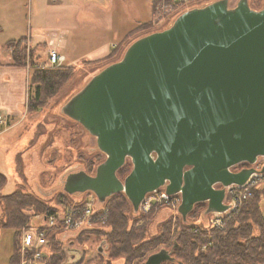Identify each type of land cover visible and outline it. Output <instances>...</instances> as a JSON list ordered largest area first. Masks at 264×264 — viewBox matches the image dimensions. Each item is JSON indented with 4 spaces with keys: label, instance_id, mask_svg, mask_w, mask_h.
I'll use <instances>...</instances> for the list:
<instances>
[{
    "label": "water",
    "instance_id": "water-1",
    "mask_svg": "<svg viewBox=\"0 0 264 264\" xmlns=\"http://www.w3.org/2000/svg\"><path fill=\"white\" fill-rule=\"evenodd\" d=\"M61 112L105 155L93 174L67 172L64 192L90 191L100 202L123 192L137 211L162 187L180 194L182 219L197 202L207 214L226 211L225 188L256 171L231 167L264 156V7L211 0L181 11L92 74ZM126 159L132 167L121 179ZM171 259L162 248L146 264Z\"/></svg>",
    "mask_w": 264,
    "mask_h": 264
},
{
    "label": "rangeland",
    "instance_id": "rangeland-1",
    "mask_svg": "<svg viewBox=\"0 0 264 264\" xmlns=\"http://www.w3.org/2000/svg\"><path fill=\"white\" fill-rule=\"evenodd\" d=\"M97 1L99 2V0ZM236 1L229 0V5H234ZM250 1L248 0L249 4ZM193 2L192 0L186 4H177L176 6V4L167 0L170 10L164 13L160 12L157 14V17H153L151 28L159 30L168 26L181 11L190 8ZM251 2L256 7H264V0H260L259 4ZM112 3L114 9L111 11V15H113L111 31H104L101 34L97 33L94 37H88L83 43L75 46L72 44V40L85 34L81 33L83 30L76 21L79 0H0V62H6V59H9L8 51L4 46L5 43L10 39H18L20 37H27V48H32L34 51L39 52V57L36 61L38 65L44 67H51L46 62L47 53L51 48H57L58 50L61 48L62 52L66 55L62 65L79 66L82 60L100 58L114 49L115 55L112 59L117 55L120 58L125 48L133 40L129 44H121L122 46H118V43L129 30L138 25V21L148 20L150 15L148 12L149 0H112ZM122 4L126 7V11H122ZM57 37H59V40H63L62 43L65 39L67 45L64 42L62 46H51L55 43L54 41H56ZM43 41L47 45L34 46L36 43ZM104 43H113V46H108V44L104 46ZM22 67L27 70L26 79L28 81V64ZM101 68L99 64H85L57 94L48 100L45 107L35 112H28L26 109L28 82L26 83V98L23 110L25 112V124L29 126V131L25 136L29 137L33 135V138L29 146H27L29 139L20 145L22 143L19 144L20 138H18L20 128H14L0 136V146H8L10 144L8 148L12 149L13 147L10 146L15 143V150L21 149L22 146L25 148L22 158V175L16 172V169L13 167V161L10 165L11 171L9 172L3 154L0 153V157L2 158L0 171L6 175V182L0 188V223L4 220L2 197L14 189L31 192L41 200L46 201L48 205L56 206L57 211L54 213L59 212V215L62 214L63 208L70 205V201L90 202L97 208L103 203H98L99 201H96L97 198L94 197L95 195L92 192L66 196L63 195L62 189V182L67 172L83 169L93 174L97 166L95 165L96 163H92L95 160V156H101V161L105 159L104 153L96 148L94 136L90 135L78 122L61 112V106L64 102L81 88L92 74ZM259 159V161L264 163V158L259 157ZM125 162H130V160L126 159ZM118 177L123 179L125 176ZM261 182V186L264 187V177L261 179ZM163 191L164 188L161 187L154 193L148 194V197H152L149 200L151 203L148 210L138 209L134 211L138 212L141 210L148 212L152 206H156L152 210L151 221L148 225L146 236L156 232L159 229L160 222L172 218V222L174 223L178 217H181L177 211L180 199L179 201L172 200L173 198L158 200ZM177 195L180 198V195ZM260 206L264 213V198L261 200ZM240 208L228 218L227 222L238 213ZM205 209L201 211L196 221L207 224L209 223L210 213L207 214ZM24 211L30 217L27 223L28 226L43 222V213L37 214L29 207L25 208ZM58 232L60 233L56 237L62 242L65 250L66 258L64 264H76L80 261H82V264L86 261L95 262L98 258V253H104V249L106 248L105 240L90 237L79 244L74 241L76 232L73 233L63 228L58 229ZM14 235L15 230L13 228L0 225V264L8 262L12 252ZM169 242L156 245L153 249H169ZM47 244L48 249H45V251L49 254L51 245L50 242ZM98 246H101L102 251H98ZM112 262L113 264H120L122 259H114Z\"/></svg>",
    "mask_w": 264,
    "mask_h": 264
},
{
    "label": "trees",
    "instance_id": "trees-1",
    "mask_svg": "<svg viewBox=\"0 0 264 264\" xmlns=\"http://www.w3.org/2000/svg\"><path fill=\"white\" fill-rule=\"evenodd\" d=\"M192 6L205 4L211 0H193ZM259 4L260 0H251ZM250 1V7L259 9ZM167 0H151L152 16L150 20L141 22L129 30L118 46L129 44L132 40L154 31L153 19L160 13L161 7L168 6ZM262 8V7H261ZM154 17V18H153ZM27 37L10 39L5 43L9 54L7 62L1 65L27 66L28 87L26 109L28 112L41 110L48 100L57 94L68 81L81 70L85 64H99L103 67L119 59L114 51L91 60H82L81 65H59L44 67L38 65L39 52L27 48ZM45 42H38L34 46H45ZM16 170L22 175V163L20 156L16 158ZM101 156H95L92 163L101 162ZM91 163V164H92ZM247 164V163H245ZM131 162L124 164L117 170L118 176H125L131 169ZM6 176L0 172V188L4 186ZM63 195L70 194L63 191ZM264 198V187H255L250 196L242 203L240 210L226 223L223 229L210 223L198 222L201 211L206 207L205 202H197L187 214V219L178 217L175 222L168 218L160 222L159 229L149 236L148 225L151 221L152 206L147 212L134 209L123 192H117L107 197L100 205V209H106L107 215L103 223L93 228L80 230L74 241L82 243L90 237L106 241L104 253H98L95 262L83 264H113L114 259H122L120 264H146V258L160 249H153L156 245L167 243L171 240L167 249L171 260H165L160 264H264V213L260 202ZM96 199V198H95ZM4 203V220L0 223L3 227L15 230L12 242V252L6 264H19L20 230L28 226L30 219L24 209L29 207L35 213L56 212V206H50L31 192L14 189L2 197ZM97 201V199H96ZM82 204L83 201H70L71 204ZM100 203V201L98 202ZM69 204V203H68ZM105 204V205H104ZM109 210V211H108ZM60 229L58 226L47 231L51 250L46 255L42 264H64L65 250L62 242L56 237ZM168 247V246H167ZM98 249V248H97ZM82 264V261L76 263Z\"/></svg>",
    "mask_w": 264,
    "mask_h": 264
},
{
    "label": "built area",
    "instance_id": "built-area-1",
    "mask_svg": "<svg viewBox=\"0 0 264 264\" xmlns=\"http://www.w3.org/2000/svg\"><path fill=\"white\" fill-rule=\"evenodd\" d=\"M173 4H186L192 0H170ZM170 10L169 6L161 7L160 12L164 13ZM64 56L57 48H51L47 53V64L51 66H59L64 62ZM0 121H2V114L0 113ZM264 158V157H262ZM264 163L257 161L253 167L256 169L247 180L241 184H231L225 188V202L228 204V209L222 213H210L209 223L223 229L226 222L232 214L238 210L243 201L251 195L253 188L260 187L261 179L264 177V172L261 168ZM156 191V190H155ZM155 191L151 192L154 193ZM150 194V193H149ZM146 194L139 204V209L148 210L151 202V196ZM95 197V196H94ZM178 200L177 194L168 195L164 191L160 194L158 200ZM60 213H48L42 217L41 224L29 225L20 230V244H19V264H37L42 262L43 258L48 255L45 249H48V235L47 231L50 228L60 227L64 230L72 231L76 234L80 230L93 228L106 219L107 210L95 207L92 203L72 204L63 208Z\"/></svg>",
    "mask_w": 264,
    "mask_h": 264
},
{
    "label": "crops",
    "instance_id": "crops-1",
    "mask_svg": "<svg viewBox=\"0 0 264 264\" xmlns=\"http://www.w3.org/2000/svg\"><path fill=\"white\" fill-rule=\"evenodd\" d=\"M135 6L137 7L136 3ZM148 7V12L150 14L148 20H150L152 16L151 0H149ZM78 8L79 9L76 21L79 27L83 30L81 33L85 34H82L72 40L73 45H80L84 40L88 39V37H94V35H96L97 33L101 34L104 31H111L113 23V15H111V11H113L112 9H114L112 0H105L103 2H98L97 0H79ZM121 9L122 11L127 10L123 4L121 6ZM141 22L146 21H138V24ZM62 41V39L59 40V37H57L56 41H54L55 43H53L51 46H62L64 42L67 45V41L65 39L63 43ZM107 44L108 43H104V46ZM112 44L113 43H109L108 46H113ZM59 50L64 58H66V55L62 52V49L59 48ZM6 60L8 61L9 59ZM26 73V68L22 66H12L7 64L0 66V113L2 114V121H0V136L9 130L20 128L18 134V138H20L19 144L22 142L20 144L22 145L27 139H29L27 141L28 145L26 144L27 146H29L32 142L33 135L29 137L25 136V134L29 131V126L25 124V112L23 110L26 98ZM9 145L0 146V153L3 154L5 162L8 166V170L10 172V165L12 161L14 164L13 167L16 169L17 156H20L22 163L25 148H23L22 146L21 149L15 150L14 143L10 146L13 148L9 149ZM1 163L2 158L0 157V164Z\"/></svg>",
    "mask_w": 264,
    "mask_h": 264
},
{
    "label": "flooded vegetation",
    "instance_id": "flooded-vegetation-1",
    "mask_svg": "<svg viewBox=\"0 0 264 264\" xmlns=\"http://www.w3.org/2000/svg\"><path fill=\"white\" fill-rule=\"evenodd\" d=\"M259 158H257V160H258ZM260 160V159H259ZM246 162H241V163H238V164H236V165H234V166H232L231 167V170L232 171H237V170H239V169H241V168H243V167H248V166H250L248 163L247 164H245ZM162 249V248H161ZM164 249H166L167 250V248H164Z\"/></svg>",
    "mask_w": 264,
    "mask_h": 264
},
{
    "label": "bare ground",
    "instance_id": "bare-ground-1",
    "mask_svg": "<svg viewBox=\"0 0 264 264\" xmlns=\"http://www.w3.org/2000/svg\"><path fill=\"white\" fill-rule=\"evenodd\" d=\"M105 205V204H104ZM109 211V210H108Z\"/></svg>",
    "mask_w": 264,
    "mask_h": 264
}]
</instances>
